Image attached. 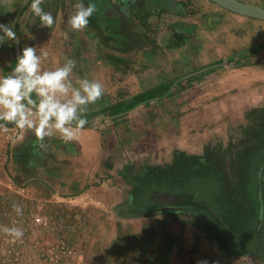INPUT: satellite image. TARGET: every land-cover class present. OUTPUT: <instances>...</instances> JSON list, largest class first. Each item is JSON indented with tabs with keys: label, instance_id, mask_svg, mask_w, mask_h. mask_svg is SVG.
<instances>
[{
	"label": "rangeland",
	"instance_id": "rangeland-1",
	"mask_svg": "<svg viewBox=\"0 0 264 264\" xmlns=\"http://www.w3.org/2000/svg\"><path fill=\"white\" fill-rule=\"evenodd\" d=\"M238 1L264 9V0ZM80 2L42 0L56 21L43 28L30 0L15 26L20 53L47 52L43 70L72 59L73 83L99 81L104 94L86 107L72 142L56 134L40 147L30 130H0V225L24 230L20 240L0 232V264H264L224 255L202 209L136 200L138 180L168 169L186 142L199 144L189 156L219 159L236 183L264 114V22L208 0H82L96 12L74 31L68 21ZM161 232L171 234L172 262L156 250Z\"/></svg>",
	"mask_w": 264,
	"mask_h": 264
},
{
	"label": "trees",
	"instance_id": "trees-1",
	"mask_svg": "<svg viewBox=\"0 0 264 264\" xmlns=\"http://www.w3.org/2000/svg\"><path fill=\"white\" fill-rule=\"evenodd\" d=\"M129 9L138 21H143L142 11L133 6ZM149 12L145 14L144 11V15L154 13ZM255 50L257 48L250 51ZM231 60L228 59V63ZM222 64L207 66L197 73L212 72ZM185 78L192 79L191 75ZM135 99L145 102L144 95H138ZM115 109L117 107L107 110L112 118L118 115ZM260 122L255 142L239 157L240 176L235 184L227 179L219 159L177 153L168 169H150L138 180V204L148 201L159 209L174 206L200 208L205 212L203 220L207 230L217 237L224 255L232 258L251 255L264 261L254 247L259 224L257 172L264 160V114ZM170 199L171 202L168 201Z\"/></svg>",
	"mask_w": 264,
	"mask_h": 264
},
{
	"label": "clouds",
	"instance_id": "clouds-1",
	"mask_svg": "<svg viewBox=\"0 0 264 264\" xmlns=\"http://www.w3.org/2000/svg\"><path fill=\"white\" fill-rule=\"evenodd\" d=\"M41 3L42 0H31V12L43 28H51L55 18L50 11H44ZM95 12V4L85 5L81 0L74 6L68 23L74 31L83 30ZM5 37L17 40L12 21L0 23V45L4 44ZM46 58L47 52L38 54L36 46H25L11 71L7 74L0 71V129L7 130L11 125L30 130L40 147L44 146L45 138L56 134L65 143L77 139L86 124L83 118L86 107L104 94L99 81L81 78L73 83L69 77L76 67L74 60L66 58L62 65L43 70ZM13 210L18 217L24 215L23 206L18 203L13 205ZM0 232L13 240L24 236L21 227L0 225Z\"/></svg>",
	"mask_w": 264,
	"mask_h": 264
},
{
	"label": "crops",
	"instance_id": "crops-1",
	"mask_svg": "<svg viewBox=\"0 0 264 264\" xmlns=\"http://www.w3.org/2000/svg\"><path fill=\"white\" fill-rule=\"evenodd\" d=\"M74 1L79 2V0H74ZM22 2L23 0H0V23L7 24L9 21H11V17L13 22L14 16ZM157 16L159 15L154 14L149 19L156 20L158 18ZM216 27L219 26L217 25ZM16 51H17V41L9 40L7 37H5L4 44L0 45V71H2L3 74H7V72L11 71V69L14 67V63L17 58ZM7 129L10 130L11 132H17L18 130V128H15L14 126L11 127L9 126ZM174 151L184 152L185 154L188 155L200 154L199 144H195L193 142H186L185 144H181L177 146L174 149ZM155 234L158 235L157 240H159L156 241L158 243L156 250L160 253L163 259L165 260L169 259L170 262L174 261L177 255L173 251L174 248L172 249V247H170L169 244V242H171V234L170 233L167 234L166 232H161L160 234L155 233ZM161 240H164L166 242L168 241L165 247L161 245L162 243Z\"/></svg>",
	"mask_w": 264,
	"mask_h": 264
},
{
	"label": "water",
	"instance_id": "water-1",
	"mask_svg": "<svg viewBox=\"0 0 264 264\" xmlns=\"http://www.w3.org/2000/svg\"><path fill=\"white\" fill-rule=\"evenodd\" d=\"M29 1L30 0H23L20 7L18 8L14 16V19H13L14 31L16 28L15 26L18 21V18L20 14L23 12L24 8L26 7ZM208 1L235 15L264 22V9L263 8L250 5V4L238 1V0H208ZM16 41H18V37ZM16 55L17 57L20 55L18 43H17ZM257 194H258V201H259V224L256 229L254 247L257 253L264 259V160L257 172ZM168 201L171 202L172 199Z\"/></svg>",
	"mask_w": 264,
	"mask_h": 264
}]
</instances>
